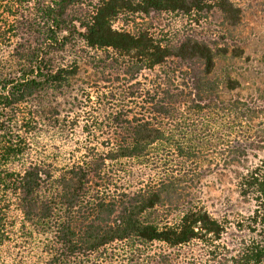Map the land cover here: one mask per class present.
Here are the masks:
<instances>
[{"label":"trees","instance_id":"16d2710c","mask_svg":"<svg viewBox=\"0 0 264 264\" xmlns=\"http://www.w3.org/2000/svg\"><path fill=\"white\" fill-rule=\"evenodd\" d=\"M163 13L239 21L231 0H0V264H264V127L243 129L264 103L218 92L238 85L213 78L223 35L113 26ZM83 58L114 92L74 139L53 103ZM43 126L64 160L32 157ZM205 174L248 212H210Z\"/></svg>","mask_w":264,"mask_h":264},{"label":"rangeland","instance_id":"374dc122","mask_svg":"<svg viewBox=\"0 0 264 264\" xmlns=\"http://www.w3.org/2000/svg\"><path fill=\"white\" fill-rule=\"evenodd\" d=\"M95 1L97 0H92V2ZM231 1L239 10V21L235 27L224 25L218 14L204 17L202 15L182 16L178 13H163L149 17L134 15L128 17V19L120 16L114 21L113 26L116 29L124 30L145 28L164 42H175L184 31L190 30L200 38L217 34L223 35L224 40L218 39L217 43L219 48H227V52L216 57L213 78L222 80L229 77L231 80L236 81L238 85L235 89L228 91L222 84L218 92H222L223 98L237 95L246 98L250 102L264 103V0ZM194 19L198 21L195 22ZM210 38L206 37V39ZM87 62H90V59L83 58V60H79V73L75 77L78 87L70 91L71 95L61 97L58 102L53 103L62 112L60 115V120H64L62 123L67 124L69 127H71L70 124L75 123V131L72 132L74 139L78 137L76 130L82 124L81 122H85V119L94 115L92 110L106 107L99 106L96 101L97 97L100 96V92H114L112 89L114 85L110 83L103 84L99 80V75L95 74ZM153 74V72L148 73L145 77L148 80L153 79ZM86 94H89L90 102L85 99ZM83 112L87 114H83ZM62 115L65 116L61 117ZM253 119L251 124H244L243 129L249 127L251 129L248 130L256 131L264 127V114ZM39 134L37 140L33 143L37 147H31L32 157L34 155L45 159L56 157L59 161H62L61 159L64 158L69 148L61 143L62 140L59 139L57 133L43 126ZM254 154L264 156V150L262 152H252L249 156L252 157ZM227 180L224 179L220 184L212 176L205 174L199 192L201 201L214 214L222 211L221 205L228 201L234 204L233 212L246 214L248 207L236 202L238 195L234 181L230 180L227 183L229 181ZM190 249L197 250L195 246ZM187 251L189 252V250Z\"/></svg>","mask_w":264,"mask_h":264}]
</instances>
